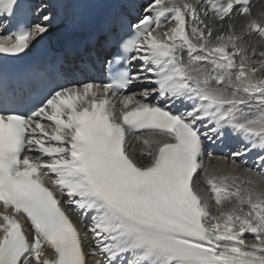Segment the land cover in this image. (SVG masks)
Segmentation results:
<instances>
[{"label":"snow or ice","instance_id":"6c2138e0","mask_svg":"<svg viewBox=\"0 0 264 264\" xmlns=\"http://www.w3.org/2000/svg\"><path fill=\"white\" fill-rule=\"evenodd\" d=\"M252 8L129 0L96 37L116 49L108 82L61 83L62 71L9 73L55 15L0 0L17 21L0 24V264H264V14ZM218 142L231 166L209 169Z\"/></svg>","mask_w":264,"mask_h":264},{"label":"bare ground","instance_id":"6f19581e","mask_svg":"<svg viewBox=\"0 0 264 264\" xmlns=\"http://www.w3.org/2000/svg\"><path fill=\"white\" fill-rule=\"evenodd\" d=\"M256 0H253V2H255ZM78 0H67L66 2H64L63 0H55V2H53L51 0L50 4L51 7H53L52 10H54L53 12H56L55 15V19L53 21L52 27L50 29V33H52L54 31V29H57L60 27V25H62L66 20H70L72 15L75 12V7L77 4ZM252 2V3H253ZM253 5V14L254 15H259V14H264V0H257ZM98 10V15L103 17L105 16V12L108 10V3L107 1H102L101 4V8L100 10ZM100 11V12H99ZM36 19H38V14L36 15ZM214 23H219L218 21H214ZM233 23L235 25V29L237 32L241 31V29L244 27L246 21L244 20L243 17H234L233 18ZM259 47V46H258ZM225 165V161L220 160L218 158H212V159H208V163H207V167L209 169H221L223 168ZM228 166H231V161H228ZM203 175V173H202ZM239 175L241 176V179H246L247 176L246 174L243 172V168L241 167V171L239 173ZM254 180H258V177H253ZM249 240L253 239L251 237H247ZM50 250H46V254H49Z\"/></svg>","mask_w":264,"mask_h":264}]
</instances>
